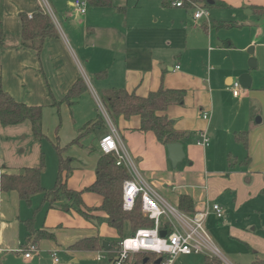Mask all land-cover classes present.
<instances>
[{
    "label": "crops",
    "instance_id": "obj_1",
    "mask_svg": "<svg viewBox=\"0 0 264 264\" xmlns=\"http://www.w3.org/2000/svg\"><path fill=\"white\" fill-rule=\"evenodd\" d=\"M75 1L0 0V24L5 35L0 46V85L16 102L43 108L42 140L53 153L58 146L63 149L62 157L72 160L71 174H62L67 187L82 191L95 182L100 157L98 142L108 131L106 121L105 129L83 138L81 146L71 143L98 114L104 117L103 94L123 89L146 97L160 87L184 90L183 104L170 106L164 113L184 136L180 142L184 157L179 171L176 167L172 170L166 148L152 133L137 131L139 117L119 118L113 126L134 165L137 162L135 167L141 178H147L150 183H145L160 197L158 191L164 193L162 199L177 209L179 197L189 196L195 212L205 210L206 204L219 205L223 217L217 219L210 214L204 226L221 224L230 239L243 244L248 251L243 263L264 264V16L252 10L264 8V0H216L224 6L208 9L209 22L201 19L202 26L188 32L183 28L184 48H172L168 42L169 59L151 54L142 65L137 63L135 54L137 41L121 18L124 14L116 10L123 8L122 1L112 0L111 8L87 4L84 14L75 9ZM171 1L167 0V7H162L161 0V8L192 11L187 7L174 8ZM38 11L48 14L57 33V38L44 41L39 56L20 46V16L29 17ZM213 22H232L236 27L218 30L212 28ZM204 47V59H198ZM250 48L252 55L247 52ZM250 57L256 60L254 69L247 66ZM241 74L250 76V87H240L239 97H233L231 85L238 82ZM79 79L87 90L69 106L64 98ZM201 112L209 113V119L204 120ZM13 127L0 125V133L14 134L19 129L31 134L28 122ZM202 131L210 140L207 147L195 143ZM40 156L39 152L33 154L30 163L16 168L3 165L0 176L38 167ZM82 200L88 209H98L102 204V198L90 192H84ZM21 203L16 192L0 191V264H12L13 255L23 254L27 239L22 224L31 218L21 214ZM38 208L41 214L35 228L53 232L55 239L41 241L37 253L24 258L26 261L40 258V253L47 249L50 262L37 264H65L62 255L70 264H79L81 259L95 258L104 250H68L76 241L86 237H97L100 244L105 237L120 240L107 225L102 211L92 212L89 221L67 207L47 210L41 203ZM166 222V217L160 218L161 228ZM52 252H56L58 263L53 262Z\"/></svg>",
    "mask_w": 264,
    "mask_h": 264
},
{
    "label": "trees",
    "instance_id": "obj_2",
    "mask_svg": "<svg viewBox=\"0 0 264 264\" xmlns=\"http://www.w3.org/2000/svg\"><path fill=\"white\" fill-rule=\"evenodd\" d=\"M86 4L94 8H111L112 0H84ZM208 0H188L184 7L191 9L192 4H201L204 8L223 7L222 2L214 0L209 5ZM167 0H162L161 6L167 7ZM118 12L124 14V8H117ZM253 13L264 16V8L253 7ZM21 34L20 46L32 50L39 56L42 45L46 39L57 38V33L52 20L45 12L38 11L28 18L26 15L20 16ZM214 29H232L236 27L235 23L213 22ZM5 35L0 24V46H3ZM87 90L82 79L72 86L64 101L69 106L73 101L78 99ZM186 92L184 90L165 89L160 87L156 92L149 93L146 97H139L135 93H128L123 89H112L102 95L101 104L112 124H116L119 118L130 119L133 116L139 117L140 127L137 130L140 133H152L157 142L166 148V145L180 143L183 134L174 129L173 123L164 113L170 106L182 105ZM42 111L41 106H28L16 102L0 85V125L3 128L18 126L28 122L31 127V135L35 142H41L44 138L42 134ZM105 121L101 114H98L94 121L89 122L81 128L78 137L72 141L71 145H80V140L92 133L105 129ZM89 127L87 132V128ZM87 133V134H86ZM85 134V135H84ZM243 144H246L245 140ZM58 157V173L56 181L52 188L46 190L41 186V177L45 171V160L43 154L40 156L38 167L24 168L18 174H2L0 176V191L16 192L19 199L26 205L30 206L32 198L40 196L46 209L69 208L74 210L84 219L91 221V213L102 211L106 215L107 225L114 229L119 238L123 239L124 226L128 225L131 234L134 235L140 229L153 228L154 222L144 216L141 211L140 198H137L131 211L126 212L122 208V189L124 182L128 181L131 176L127 170L116 166L115 156L112 154L104 155L100 153L97 160L95 182L82 191H74L67 187L62 174L65 177L72 172L70 167L71 159L62 157L63 149L55 146ZM90 192L102 198V204L98 209H88L83 204L82 194ZM194 202L189 196L182 195L179 197L177 210L187 216H193L195 213ZM26 239L29 242L35 238L33 246L37 248L38 244L44 240L55 239V234L46 229H37L34 220L23 222ZM167 234L173 230L167 222L161 228ZM25 247V246H24ZM23 247V248H24ZM27 247H29L27 245ZM68 250L82 252L102 251L100 241L97 237H86L76 241ZM117 252V250H116ZM132 255V258L129 257ZM157 256V255H156ZM149 252L129 254L122 264H153L158 257ZM163 259V258H162ZM112 262L115 258H112ZM203 264H221L216 258L205 256Z\"/></svg>",
    "mask_w": 264,
    "mask_h": 264
},
{
    "label": "rangeland",
    "instance_id": "obj_3",
    "mask_svg": "<svg viewBox=\"0 0 264 264\" xmlns=\"http://www.w3.org/2000/svg\"><path fill=\"white\" fill-rule=\"evenodd\" d=\"M120 1H122L121 7L124 8V16L121 15V18L128 25L131 34L134 35V38L137 41L135 54L137 57V63L140 65L144 64V60L148 59L151 54L169 59L168 54L170 52V47L167 46V43L169 42L172 45V48H184L186 42V32L191 31V29L194 27L200 28L204 23V20H193V11H185L183 9L166 10L161 8V0ZM195 5L201 6V4L197 3H195ZM72 11H74V9H72ZM212 15L213 13L211 12V16ZM184 27L187 28L186 32L183 29ZM187 37L191 42V35L189 34ZM255 40L258 42L260 41L258 38ZM262 41H264L263 38ZM205 54L206 47H204L203 51H200L198 59H204ZM170 62L172 65L174 64L173 60H170ZM180 64L182 69H184V63L180 62ZM103 118L105 121V115ZM88 129L89 127L86 129L89 133ZM15 130L16 131L14 134L12 133L13 131H6L8 133H0V167L5 165L16 168L22 163H30L32 161L31 156L38 152L40 156L41 152L45 160V171L42 177L41 186L46 190L52 188L57 175L56 153H53V151L50 149V146L45 141L42 140L40 143L35 142L28 130H26V132H24L25 130ZM90 135H92V133H90ZM182 164L183 163H179L176 166V172L179 171V169L182 167ZM135 165H137L136 161ZM175 169L172 168V170ZM145 181L148 184L150 183L147 178H145ZM158 193L162 195L161 197L164 196V193L161 194L159 191ZM41 203L40 196L33 197L30 206L26 205L24 202L21 203V214L25 216L26 219H33L34 225L37 224L36 221L41 214V209L38 208ZM22 227L24 229V225ZM214 227V225H210L209 223L207 226H204L205 232L209 236L211 244L218 249L222 257L227 260L229 264H235V262L243 263L242 260L249 256L245 246L243 244L237 243L233 239H230L228 230L222 227L221 224L217 225L215 228ZM130 236H132L130 228L128 225H125L123 230V238H129ZM34 240L35 238H32L29 242L26 241L25 247L22 250L25 251L29 248L27 245L30 246L34 244ZM102 241L108 242L111 246V250L102 251L100 253V255L104 257L102 262H96L95 258L91 257L89 260L81 259L79 264H112L109 261L112 260V258L116 259V250L121 239L119 240L116 237L114 239L105 237L102 239ZM46 250L40 253V258L35 256L30 261H26L23 257V254H15L13 255L12 264H37L38 261L49 263L51 259ZM205 256L211 255L209 252L191 255H179L172 264H203ZM129 257L132 258V255ZM156 257L159 258V256ZM235 257L239 259V261H236ZM212 258H216L221 264H224L220 258L214 256ZM61 261L65 262V264H70L64 255L61 256ZM227 262L225 261V264Z\"/></svg>",
    "mask_w": 264,
    "mask_h": 264
},
{
    "label": "built area",
    "instance_id": "obj_4",
    "mask_svg": "<svg viewBox=\"0 0 264 264\" xmlns=\"http://www.w3.org/2000/svg\"><path fill=\"white\" fill-rule=\"evenodd\" d=\"M186 2L188 0H172L170 5L174 8H183ZM73 5L80 14L85 13L87 6L85 1L76 0ZM191 9L194 21L204 19L209 22L210 16L207 8L192 4ZM197 13H200V15H197ZM230 90L233 97H239L241 89L238 82H234ZM103 114L106 117L105 121L108 131L98 142L99 151L104 155H114L116 166L124 167L131 176L123 184L122 208L126 212L131 211L137 198H140L143 215L154 222L153 228L140 229L134 235L124 238L118 243L116 259L113 264H122L129 254L141 252H149L159 256L160 264H172L179 255L209 252L212 257L220 258L225 264L226 260L218 249L211 244L210 238L204 229L205 221L210 214L217 219L223 217L222 208L217 204H206L205 210L195 212L193 216H187L170 206L141 178L133 161L125 151L118 131L106 113L103 112ZM201 117L204 120H208L209 113L201 112ZM209 141L207 133L202 131L199 133L195 143L198 146L207 147ZM161 217H166L168 224L172 227L173 231L170 234L161 230ZM160 232H164L166 236L161 238L159 236ZM37 251L35 246L30 245L28 249L22 252L24 258L29 259ZM51 257L54 263H58L56 252H52ZM95 259L101 261L104 257L98 254Z\"/></svg>",
    "mask_w": 264,
    "mask_h": 264
},
{
    "label": "water",
    "instance_id": "obj_5",
    "mask_svg": "<svg viewBox=\"0 0 264 264\" xmlns=\"http://www.w3.org/2000/svg\"><path fill=\"white\" fill-rule=\"evenodd\" d=\"M209 5H211L213 2L211 0H208L207 2ZM251 13V12H249ZM250 55L253 53V49L250 48L247 51ZM247 66L249 69H254L256 67V60L253 57H250L247 61ZM239 85L241 88L247 89L250 87V76L248 74H241L239 78L237 79ZM256 122H259V119H256ZM166 151H167V158L173 168L176 167V165L181 162V160L184 157L182 145L180 143H173L166 145ZM159 236L161 238H164L166 234L164 232H160ZM101 247L104 251L111 250V246L107 242H102ZM146 263V260H144L143 264ZM153 264H160V259H156Z\"/></svg>",
    "mask_w": 264,
    "mask_h": 264
},
{
    "label": "clouds",
    "instance_id": "obj_6",
    "mask_svg": "<svg viewBox=\"0 0 264 264\" xmlns=\"http://www.w3.org/2000/svg\"><path fill=\"white\" fill-rule=\"evenodd\" d=\"M197 15H200V13H197Z\"/></svg>",
    "mask_w": 264,
    "mask_h": 264
}]
</instances>
